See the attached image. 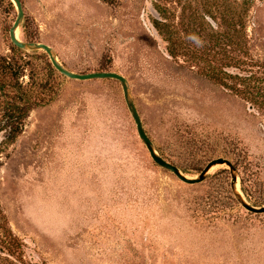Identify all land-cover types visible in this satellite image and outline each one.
<instances>
[{
  "label": "rangeland",
  "instance_id": "rangeland-1",
  "mask_svg": "<svg viewBox=\"0 0 264 264\" xmlns=\"http://www.w3.org/2000/svg\"><path fill=\"white\" fill-rule=\"evenodd\" d=\"M21 3L18 37L48 44L69 70L124 75L153 147L183 174L217 153L237 164L184 183L150 157L117 79L70 78L44 50L23 48L30 65L18 81L38 104L13 142L0 125V209L26 259L264 264V212L239 201L264 205V96L250 102L203 73L264 65V0ZM16 14L0 0V55L12 54ZM156 19L175 37L172 52Z\"/></svg>",
  "mask_w": 264,
  "mask_h": 264
},
{
  "label": "trees",
  "instance_id": "trees-1",
  "mask_svg": "<svg viewBox=\"0 0 264 264\" xmlns=\"http://www.w3.org/2000/svg\"><path fill=\"white\" fill-rule=\"evenodd\" d=\"M161 22L156 19L153 24L158 33L167 41L169 52H172L173 38L175 37L163 30L160 26ZM186 44L190 47L188 43ZM10 50L11 56L0 55V94L6 96L0 125L2 129H5L3 142L9 143L16 139L21 132L23 120L29 111L38 104L32 91L26 89L18 81L23 69L30 65L29 59L24 58L27 56L25 51L13 43ZM203 73L231 93L250 102L264 96V65L256 70L247 69L245 72L234 69L216 70L213 66H206ZM39 80L41 82L40 78ZM216 155L228 157L232 165L236 167V161L227 154L217 153ZM242 182L241 178V185ZM242 188L244 189V186ZM214 191L215 193L220 192L219 188H215ZM212 198L215 196L213 195ZM25 249L26 243L12 231L6 216L0 209V264H44L43 261L26 259Z\"/></svg>",
  "mask_w": 264,
  "mask_h": 264
},
{
  "label": "water",
  "instance_id": "water-1",
  "mask_svg": "<svg viewBox=\"0 0 264 264\" xmlns=\"http://www.w3.org/2000/svg\"><path fill=\"white\" fill-rule=\"evenodd\" d=\"M11 1L13 2L14 6L16 8V11H17L16 17H15L12 25L9 28V37H10L11 42L14 45H16L17 47H20V48L44 50L47 53L48 58H49L51 64L53 65V67L57 71H59L60 73H62L63 75H65L67 77L74 78V79L107 78L108 77V78L117 79L120 82L126 105L129 109L131 116L133 118V121L135 123L136 132H137L139 138L144 143L150 157L152 158V160L155 163H157L159 166L171 171L178 179H180L184 183H188V184H194V183L201 182L205 178L207 173L209 172V169L214 165L224 163L229 168L234 169L230 159H228L227 157H224V156H216V157H212L211 159H209L205 163V165L200 170L198 175H196L194 177H189V176H186L185 174H183L177 165H175L174 163L165 159L153 147V144H152L150 137L147 135L146 131L144 130L139 112H138L133 100H131L129 97L128 89H127V82H126L125 76L122 75L121 73L113 71V70H97V71H89V72H75V71L69 70L66 67H64L58 61V59L54 55L51 47L48 44H46L44 42L24 41V40L20 39L16 35L15 31L18 28V26L21 22L22 16H23L22 3H21V0H11ZM235 183H236V177L232 176L231 185L234 186ZM239 201H240L241 205L245 209H247L248 211L256 212V213L264 212V205L254 206V205L249 204L248 202H246L245 200H243L241 198Z\"/></svg>",
  "mask_w": 264,
  "mask_h": 264
},
{
  "label": "bare ground",
  "instance_id": "bare-ground-1",
  "mask_svg": "<svg viewBox=\"0 0 264 264\" xmlns=\"http://www.w3.org/2000/svg\"><path fill=\"white\" fill-rule=\"evenodd\" d=\"M15 33H16V35L18 36V34H17V29H16ZM215 166H216V165L212 166V167L209 169V171H211ZM234 188H235L236 191H239V188L237 187V183H235Z\"/></svg>",
  "mask_w": 264,
  "mask_h": 264
}]
</instances>
